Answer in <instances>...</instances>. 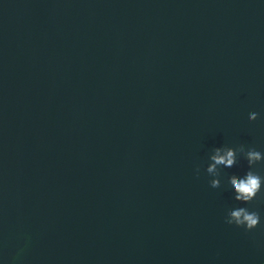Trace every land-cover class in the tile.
<instances>
[{
    "label": "water",
    "instance_id": "1",
    "mask_svg": "<svg viewBox=\"0 0 264 264\" xmlns=\"http://www.w3.org/2000/svg\"><path fill=\"white\" fill-rule=\"evenodd\" d=\"M0 264H264V0H0Z\"/></svg>",
    "mask_w": 264,
    "mask_h": 264
},
{
    "label": "clouds",
    "instance_id": "2",
    "mask_svg": "<svg viewBox=\"0 0 264 264\" xmlns=\"http://www.w3.org/2000/svg\"><path fill=\"white\" fill-rule=\"evenodd\" d=\"M255 114H253L254 116ZM251 158L259 159L258 153H250ZM217 164L223 163L227 166H231L233 163V152L229 150L225 156H215L213 157ZM214 168L213 165L209 166V171H212ZM231 183L238 193L236 199L243 201H250L259 190V177L254 176L252 174H248L245 180L237 181L235 178L231 179ZM218 185V181H213L212 186L216 187ZM231 217L235 221V225L244 226L246 229L255 228L260 220L259 214L255 211L249 213L244 208H237L230 213ZM226 223L231 224L232 221H226Z\"/></svg>",
    "mask_w": 264,
    "mask_h": 264
}]
</instances>
